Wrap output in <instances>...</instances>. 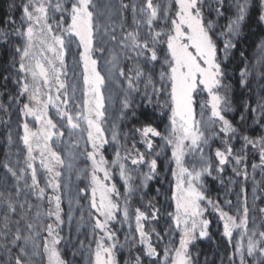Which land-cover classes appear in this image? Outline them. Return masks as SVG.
<instances>
[{"label": "snow or ice", "instance_id": "6c2138e0", "mask_svg": "<svg viewBox=\"0 0 264 264\" xmlns=\"http://www.w3.org/2000/svg\"><path fill=\"white\" fill-rule=\"evenodd\" d=\"M224 3L225 0H215L213 7L210 0H169L167 6L161 10L160 4L154 3V0H140L139 3H124L120 0L117 12L121 14L122 22L117 35L114 26L110 28L99 23L100 13L97 11L96 0H23L20 6V26L16 27V21L9 17L7 22L13 25V29H0V45H9L12 48L11 69L15 74L14 83L18 90L10 99L17 105L24 99L19 112L23 117H32L37 127H30L27 119L21 125L23 135L20 140L27 150L24 163L31 172V183L25 178L24 168L17 170L9 162L3 163V167L18 182L14 192L0 191V252L7 255V264H30L29 245L31 254L35 255L41 246L36 243L38 239H42L47 264H66L58 248L62 240L58 229L64 220L61 217L59 194L61 172L57 171L58 166L65 165V160L52 146L54 137L58 139L64 136V129L58 127L49 115L50 107L55 108L61 122L66 121L70 136L79 133L80 139L85 140L83 154L91 162L90 172L85 170V175L90 176L89 184L81 189L84 193L90 191V219L94 222L92 242L95 248L92 250L90 264H117L116 234L111 230L110 224L121 211L123 222L129 221L128 204L135 192L134 177L126 162L137 168L147 166L148 170L140 174L141 186L147 188L149 181H153L158 175L157 157L160 153L152 156L155 138L163 140L164 145L171 149V180L167 189L161 191L158 187L156 194L163 196L166 202L170 200L174 204L172 211L164 212L172 223L165 230L164 236L155 232V229L151 232L145 231L144 222H158L161 209L151 200L146 205L149 211L136 208L134 219L138 240L136 236H126L130 248L139 243L144 246V256L158 257L160 253L153 245L151 237L154 233L157 240L163 241L167 236L163 264H198V260L190 252V245L198 238L209 236L210 221L204 218L206 208L202 206V202L206 201L218 212L223 223V235L230 244L233 233L239 232L229 264H236L237 259L239 264H247V257H264V231L255 226L249 228L246 194L242 207L236 209L235 215L224 211L218 202L205 195L203 178L212 176L213 171H216L218 175L213 178L218 179L225 166L232 161L235 164L232 171L247 179L245 161L249 148L257 150L261 166H264V136H241L242 143L238 150H234L230 143L236 137L237 129L225 115L231 108L227 96L221 91H226L227 85L223 83L225 72L222 61L218 58L219 50L214 38L215 25L206 21L204 15L205 8L215 10L218 16L223 15ZM259 3L262 9L259 19L264 22V0H259ZM235 8L234 18L229 21L225 31L219 34L226 37L222 49L224 59L236 47L233 41L241 32L249 0H237ZM127 9H131L133 13L132 30H125L123 25L122 13ZM158 20H163L166 27L156 30L155 24ZM13 40L18 42L13 43ZM109 44H114L115 47L109 48ZM73 49V75L78 76V82L71 86L70 95L66 56ZM261 51L264 52V45H261ZM121 57L135 61L126 77L127 90L123 101L125 109L131 107V93L140 92L141 80L144 81L143 96L149 104L153 102V96L157 97L158 102L161 95L167 96V100L163 102L169 113L166 134L151 124L134 129L140 136L145 152L136 148L135 141L131 147L126 143L121 144L118 139L119 132L114 125L111 129L105 127L106 76L102 74L100 60L103 59L104 68L109 75L115 72L123 77L125 70L119 66ZM156 63L160 64L158 70ZM76 68L80 69L79 73L75 71ZM153 73L156 74L155 81ZM247 75V69L241 70L242 78ZM9 78L10 76L4 77L5 80ZM80 82L82 88L78 89ZM245 85L246 79H242L241 86ZM149 86L151 93L148 91ZM78 90L80 99L76 98ZM202 95L206 99L198 101V97ZM198 102L199 119L196 111ZM3 107L0 105V108ZM4 110L7 111L6 108ZM257 110L264 113V98L253 109ZM206 111L209 115L205 120ZM217 123L220 126L218 132L213 131L208 135L209 129H215ZM221 133L225 137L222 141L224 147L215 149L217 163L214 167L211 158L205 153V147L209 146L210 139ZM8 140L12 142L11 135ZM110 141L115 145V155L111 163L103 153ZM73 147H79V141L74 142ZM197 153L198 159L189 167L187 157ZM37 159L48 173L44 187L40 186L37 178ZM252 167L255 169L257 165ZM112 168L119 170V177L125 186L123 196L115 183H110ZM21 180L24 181L22 186L19 185ZM49 188L52 194L47 197L50 205L47 217L54 218L55 223L45 224L41 222L43 214L39 206L33 216V205L27 200L20 201V197L22 194H35L36 199L43 202ZM241 192L244 193L245 190L242 188ZM118 199H123V207ZM226 203L231 205V201ZM18 208L21 211L18 212ZM259 212L264 214V208H260ZM23 230H27L29 234L24 235ZM176 231L179 232L178 243L172 239ZM41 232L46 235L41 237ZM89 248L91 249V244ZM13 249H18L14 256ZM134 264H142L139 254L135 256ZM256 264H264V260H259Z\"/></svg>", "mask_w": 264, "mask_h": 264}, {"label": "rangeland", "instance_id": "374dc122", "mask_svg": "<svg viewBox=\"0 0 264 264\" xmlns=\"http://www.w3.org/2000/svg\"><path fill=\"white\" fill-rule=\"evenodd\" d=\"M124 3H130V2H136L139 3L140 0H123ZM169 0H154V3H158L161 6V10H163L164 7L167 6ZM210 2L213 4V7H215L214 0H210ZM237 0H232L231 3L226 4V7L228 8L229 11V16L226 18L227 22L225 25L224 30L226 29L227 24L229 21L234 18L236 8H235V3ZM120 0H96V6H97V11L100 13L99 17V23L104 26L107 25L110 28L115 27L117 35L120 33V25H121V14H118L117 12V6L119 5ZM174 10V7H173ZM210 12L212 14V19L211 22L215 25V28L219 26L220 24L218 23L219 21V16L215 12V10H209L208 8L204 9V15L206 18V21H208V18L206 17V12ZM262 11V9H261ZM261 13V12H260ZM123 16V25L125 30H132L134 25H133V13L131 9L124 10L122 13ZM262 26L264 28V22H261ZM13 26V25H11ZM16 27L20 26V23H16ZM161 27H166L164 24L163 20H158L155 24L156 30H159ZM221 28V27H220ZM13 29V28H12ZM224 30L222 32H224ZM221 32H216L214 35V38L217 43L218 50L221 48L223 49V44H224V39L226 37L220 36ZM17 40H13V43H17ZM234 42V41H233ZM222 44V46L220 45ZM259 45L255 48L254 54H253V60H254V65H256L259 69V76L257 79H251L249 80V77H251V66L253 64H245L243 65V69L248 70V76L241 78L246 79V85L241 86V80H240V87L239 90L242 91V96L238 101H233L230 103V111H227L225 113L226 118L233 124V126L237 129V134L234 139L230 141L232 144L234 150H238L241 147L242 141L240 140L241 136L247 135L244 131H242V127L246 124L248 130H253L254 128H259V130H262V135H257V136H249L251 138H256L259 136H264V123L260 121L261 116L264 115V113L260 112L259 110L253 111V109L257 108L258 103L261 101L262 98H264V52L261 51V45H264V42H259ZM109 48H114V44H109ZM118 51V49H117ZM232 49L229 51L228 55L230 56ZM75 52V49H73L71 52L68 53L66 56V62L69 65V71H68V76H67V83L69 85V94L71 95V86L74 83L78 82V76L73 75V62H72V57ZM127 53H125L126 55ZM162 55V53H161ZM123 62H120V65L122 68L125 70V76L121 77L118 75V73H113L111 75L108 74L107 69L104 68L103 64V59L100 60V67L102 69V74H105L106 76V86H105V97H106V123L105 127L106 129H111L113 125L116 127V130L119 132V141L121 144H123L124 141V127H126L127 122L131 118L134 117V114H137L138 111L134 107H130L129 110L125 109L123 107V101L124 97L126 95V88H127V79L126 77L130 74L129 69L133 67L135 64V61H130V60H125L123 57H121ZM218 58L222 61V68L224 67L225 62L227 61L224 59V54H221L220 51H218ZM123 63V65H121ZM250 68H249V67ZM156 69L158 70L160 68V64L156 63L155 65ZM253 68V67H252ZM75 71L79 73L80 69L76 68ZM131 75L134 76V73H131ZM7 76H10L8 80H6L7 85H10L12 91L10 93V97L15 95V93L18 90V86L14 83L15 79V74L13 70L10 68L8 70ZM256 78V77H255ZM153 79L154 81L156 80V74L153 73ZM143 80L139 82V88L143 86ZM223 83L227 85V90L225 91L222 89V94H225L229 100L230 98V93H231V85L227 82V80L224 78ZM157 86L159 84L157 83ZM82 88V82L78 83V89ZM150 90L151 86H149ZM132 97V96H131ZM76 98L80 99V92L79 90L76 93ZM154 98V103L156 104L157 97L153 96ZM206 99V96H200L198 97V101H203ZM167 100L166 95H161L159 97V108L157 115L159 116L160 121L162 122L160 124V127L157 128L154 124H151L152 126L156 127L159 131L162 133H165V128L168 125V109L163 106V102ZM24 99H21L19 105L13 103V101L9 98L8 100V109H9V114L6 115L7 117L4 116L5 108H0V124L2 122H7L6 123V128H1L0 126V137L3 139V147L1 146V151H0V184L1 185H6L8 187H12L14 185V177L11 176L10 173L7 172V170L4 167H1L3 165V160H5L7 157H13L14 154H16L12 163L14 165V168L17 170L20 168H24L25 172L24 175L27 178L28 183H31L30 176L31 172L30 170L26 169L25 166V158L27 156V150L26 147L23 145L22 141L20 140V136L23 135V129L21 127L23 121L27 119L29 122L30 127L35 129L37 125L35 124V121L33 120L32 117H23L22 114L19 112V107L22 106ZM0 105H2L0 103ZM74 107V105H73ZM251 108V113L250 117H248V109ZM238 108L241 110L240 114L237 115L238 113ZM196 111H197V119L200 118V104L199 102L196 105ZM49 115L52 116L54 122L58 124V127H62L64 129V136L61 138H53V144L52 146L55 148V150L59 151L61 153V156L65 160V165L64 166H58L57 171L61 172L60 176V184L61 188L59 190V194L61 196V217L64 220V210H63V205L65 208V214H66V229L64 231V223L60 225L58 229V234L60 237H62L61 243L58 245V248L61 252L62 258L66 261V264H90V261L92 259V250L95 248V244L92 242L93 241V221L90 219V213L91 209L89 206V201H90V191L88 193H84L81 191V189H84L88 184L90 180V176L85 175V170H88L90 172L91 168V162L87 160L86 156L83 154L84 153V147H85V140L80 139L79 133H74L73 135H69L68 129L66 127V121L61 122L59 118L56 115L55 108L49 109ZM209 113L206 111L205 112V120L207 119ZM231 115L232 116H238L235 121L233 122L231 120ZM243 117V119H241ZM5 120H4V119ZM143 125H140L138 127H132L128 135V147H131L133 141H137L136 144L140 146L141 152H145V147L144 145L140 142V136L138 133L134 131L135 128L142 127ZM219 124L217 123L215 125V129H209L208 135H211L213 131L219 130ZM124 134V135H123ZM166 134V133H165ZM9 135L12 137V142L10 143L8 140ZM137 138H135V137ZM225 139L224 135L221 133L218 136L213 137L209 141V146L205 147V153L211 158V162L213 166L215 167L217 161L215 158V149L216 148H223L224 145L222 144V141ZM79 141V147H73L74 142ZM158 145V147H157ZM157 147V151H156ZM90 150V148H89ZM255 150V149H254ZM122 151V149H121ZM257 152V150H255ZM103 153L105 158L111 163V161L114 158L115 155V145L111 144L106 146L105 149H103ZM156 153H160L158 159L166 165V179L165 182L163 183L162 191L167 189L169 181L171 180V172H170V156H171V149L167 146L164 145V141L161 140L160 138H155L154 139V147L152 149V156L154 157ZM8 155V156H7ZM34 155H38V153H34ZM147 155V154H146ZM257 160L256 164L257 167L254 169L252 166L254 165L252 163L251 167L249 168V163H250V158L254 156L253 154L249 153V149L247 150V159L245 161V165L247 167V172H248V177L245 179L243 175L237 176L233 171V167H235L234 161L230 162L228 165L225 166V170L223 173L219 174L218 179H214L213 177H216L218 174L216 171H213L212 176H205L203 178V182L205 185V195L208 199L218 202L219 206L224 210L229 212L230 214L235 215L236 214V209L238 207H242L243 205V197L246 194L247 196V203L249 207V228H252L255 226L258 230L259 229V224L258 221L255 219L253 216L252 210L256 205H258V201L260 200V197H264V166H261V161L259 158V154L257 152ZM199 154L197 153L194 156H189L187 157L188 165L189 167L192 166L194 162L198 159ZM17 158V159H16ZM151 158V157H149ZM16 160V162L14 161ZM68 165H71L70 167ZM35 166L37 168V178L40 181V186L44 187L46 184V180L48 177V173L45 172V170L40 166L39 159L35 161ZM146 166V165H144ZM135 167V166H134ZM139 166L138 168L135 167V171L138 173L142 171V169ZM241 167H244L242 165ZM145 169L143 172H146L147 166L144 167ZM112 180L110 183H115L117 189L121 193V196H123L125 192V186L123 181L119 177V170L118 168H112ZM102 175V174H101ZM223 181V183L221 182ZM210 183H214L215 186H217V189H220V193L218 194V198H214L213 196L209 195L208 191V186ZM133 187L135 189V192H140L141 190L139 189L138 185L133 182ZM244 189L245 192L242 193L241 189ZM134 192V194H135ZM52 194V190L49 188L46 190L45 193V199L47 201V197ZM133 194V195H134ZM80 196V197H78ZM220 197V198H219ZM114 199H116L114 197ZM150 201V200H149ZM151 201L154 203V201L151 199ZM226 201H231V205H228ZM118 203H120L121 207H123L124 201L123 199H118ZM148 201H145V207L140 208L142 211H149L146 208ZM129 205L132 208V212L130 214V219L127 223L123 222V213L118 212L116 214V220L113 221L110 224V228L112 231L115 232L116 234V242H117V248L121 250V248L124 246V244L129 246L128 241L126 240L127 237L131 236H136L138 240V233L135 232V209L138 208L136 207L135 202L129 201ZM202 206L206 208L204 218L208 219L210 221V224L208 226V232L209 236L203 239L198 238L196 241H202V242H211V229L216 230L218 228V232L222 233L221 236H223L227 242L228 239L223 235V223L219 218L218 212L214 210V208L211 205H208L207 202H202ZM50 205L47 202V211L49 209ZM174 208V204L169 200L165 201V198L163 197V206H162V228L164 231L169 228V225L172 223L170 218L166 217L164 215L165 210L167 211H172ZM79 210V216L78 218L81 220V223H83L84 227V235H83V240L79 241L78 244L74 243L73 239V213ZM71 217V219H69ZM48 218V217H47ZM48 223H55L54 218L49 219L48 218ZM156 222L157 221H147L144 222L145 224V231L151 232L152 229H155V232H157V227H156ZM118 224V230L117 232L115 231V225ZM219 224V227L216 225ZM260 224H261V229L264 231V214L261 213V218H260ZM81 224V226H83ZM131 225V227H129ZM213 226H215L213 228ZM120 234V235H119ZM46 235V234H45ZM99 235V233H97ZM172 239L178 243L179 241V232L176 231L172 235ZM239 239V232H234L233 233V240L232 243L233 245L236 243V240ZM152 243L155 247L160 246L161 240H157L155 234L153 233L151 237ZM167 241L168 237L166 236V246H167ZM195 241V242H196ZM83 242V243H81ZM194 242V243H195ZM76 244V246H75ZM91 244V249L89 248V245ZM193 245V244H192ZM190 245V252H191V247ZM165 246V247H166ZM126 247V246H125ZM142 248L144 250V246L140 245L137 243L136 248ZM128 249V248H127ZM43 251V247H42ZM192 253V252H191ZM119 254V251H116V259H117V264L118 258L117 255ZM143 256V252H142ZM152 258H157V257H152ZM195 258V256H194ZM43 259L44 262L43 264H47V257L46 254L43 252ZM163 259L164 256L162 255L160 264H163ZM3 257L0 256V264H3ZM142 260V259H141ZM259 260H264V257H261ZM257 261V260H256ZM255 257H247V264H256ZM145 261L142 260V264H144ZM227 264H229V258L226 261ZM236 264H239L238 259L236 260Z\"/></svg>", "mask_w": 264, "mask_h": 264}, {"label": "trees", "instance_id": "16d2710c", "mask_svg": "<svg viewBox=\"0 0 264 264\" xmlns=\"http://www.w3.org/2000/svg\"><path fill=\"white\" fill-rule=\"evenodd\" d=\"M126 1V0H125ZM232 0H225L224 3V8H223V15L219 16V26L215 28V33L216 32H222L225 28L226 25V18L229 16V11L228 8L226 7V4L231 3ZM23 0H0V29L2 30H12L13 26H11L7 21L9 17H11L13 20L16 21V23H20V17H21V8L20 6L22 5ZM215 3V0H214ZM261 12V7L259 0H249V8L246 14V18L242 23L241 26V32L240 34L235 38L234 43L236 44V47L232 49L230 56H227V61L224 64L223 70L225 72V79L227 82L231 85V93H230V98L229 102L231 103L233 101H238V99L241 98L242 96V91L239 90L240 87V80H241V70H243V65L244 63L246 64H253L251 66L250 74L251 77H249V80L251 79H257L258 76L260 75L259 69L256 65H254V60H253V54L255 48L259 45V42H264V28L262 26V23L259 19ZM206 17L208 18V21H211L212 19V14L210 12H206ZM221 27V28H220ZM225 31V30H224ZM222 46V44L220 43ZM221 54H224L222 51V48L219 50ZM243 53V55H241ZM11 57H12V48L9 45H0V103L4 106V108L7 109V111L4 112V116L7 117L6 115L9 114V109H8V100L10 98V93L12 91L10 85H7L6 80L4 79L5 76L8 74V70L11 68ZM120 62H123L122 58L120 59ZM123 65V63L121 64ZM121 67V66H120ZM253 67V68H252ZM248 76V75H247ZM256 77V78H255ZM127 90V88H126ZM149 93H151L152 90L148 88ZM144 92V82L143 86L140 87V92H133L131 93L130 101H131V107H134L136 111H138L137 114H134V117L127 122L126 127H124V141L123 144H129L130 141H128V135L129 132L131 131L130 129L132 127H138L140 125H146V124H154L157 128L160 127V124L162 123L159 119V116L157 115V108L159 103L157 102L156 104L154 101L149 104L145 97L143 96ZM125 99V97H124ZM154 100V98H153ZM130 108V107H129ZM129 108H127L129 110ZM250 108V107H249ZM238 108V114H240L241 110ZM250 117L251 113V108L247 110ZM8 112V114H7ZM231 120L234 122L238 116H232L231 115ZM4 119V118H3ZM5 120V119H4ZM260 121L264 123V115L261 116ZM6 123L7 122H2L0 124L1 128H6ZM242 131H244L247 135L249 136H257V135H262V130L259 128H254L253 130H248L247 125L245 124L242 127ZM1 136V135H0ZM125 136H127V141H125ZM135 137V136H134ZM137 138V137H135ZM137 143V141H135ZM3 145V139L0 137V151H1V146ZM136 148L140 149V146L138 144L135 145ZM3 147V146H2ZM158 147V145H157ZM156 147V151H157ZM141 151V150H140ZM123 152V149H122ZM249 153L253 154L252 158H250V163H249V168L251 167L252 163L256 164L257 160V152L249 148ZM16 154L13 155V157H7L5 160L2 162H9L13 167L12 160ZM8 156V155H7ZM17 159V158H16ZM158 175L153 181H149L148 187L144 188L141 186L140 183V174L143 173V170L145 169L144 167L146 166H141L140 168L142 171L136 172L135 167L130 164V162H126L127 167L131 171L132 176L134 177V183L138 185L139 189L141 190L140 192H135V194L131 197V201L135 202L136 207L138 208H144L145 207V201L153 200L154 204L156 207L160 208L162 210L163 206V196H158L156 194V189L158 187L161 188L163 187V183L165 182L166 179V165L158 159ZM16 162V160H14ZM17 163V162H16ZM1 164V163H0ZM3 167V165H1ZM2 178V177H0ZM26 178V176H25ZM27 179V178H26ZM14 185L12 187H8L6 185H1L0 184V191H13L15 190V187L17 186V180L14 178L13 181ZM24 181L21 180L19 181V185H23ZM217 186L214 185V183H210L208 186V191L209 195L213 196L214 198H218V194L220 193V189L216 188ZM27 192V190H25ZM80 197V196H78ZM220 198V197H219ZM27 200L29 203L33 205V208L31 210V215H35L36 211L39 210L42 212V218L41 222L47 224L48 223V218H47V201L44 197L43 202L40 200L36 199L35 194L31 195H24L22 194L20 197V201ZM252 210L253 216L255 219L258 221L259 224V229H261V224H260V218H261V213L259 212L260 208H264V197H260V200ZM129 207V213L133 211L131 206L128 204ZM63 210H64V218L66 219V214H65V208L63 205ZM21 211L18 208V212ZM79 216V210H76L72 217H73V239L74 243L78 244L79 241L83 240V235H84V225L81 223V220L78 218ZM64 219V228L62 231L66 229V220ZM81 224L83 226H81ZM219 227V224L216 225ZM156 227H157V232L161 234V236L165 235V231L162 228V213L159 217L158 222H156ZM215 226H213L214 228ZM216 228V227H215ZM118 230V224L115 225V231L117 232ZM218 228L216 230L211 229V241L212 243L209 242H202V241H196L192 247H191V252L193 257L195 256V259L198 260V264H227L226 261L230 257V255L234 251L233 243L227 242V240L221 236L222 233L218 232ZM24 235H28L29 233L27 230H23ZM46 233L41 232V237H43ZM120 235V234H119ZM22 243V242H21ZM37 244L41 245L39 249L37 250L35 255L31 254V245H29V252H30V264H43L44 259H43V251H42V239H38L36 241ZM75 244V246H76ZM126 246V247H125ZM166 246V236L163 241H161L160 246L156 247L157 251L160 253V255L157 258H149L142 256V248H130V245L127 247L126 244L124 246L118 249L116 248V251H119V254L117 255L118 262L119 264H134V258L137 254L141 256V259L144 262V264H160L161 257L163 255L164 248ZM128 248V249H127ZM18 249H13L12 255L17 254ZM0 256L3 257V264H7L8 257L5 253L0 252ZM261 257L256 256L255 261H259ZM256 261V262H257Z\"/></svg>", "mask_w": 264, "mask_h": 264}]
</instances>
